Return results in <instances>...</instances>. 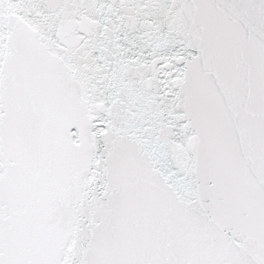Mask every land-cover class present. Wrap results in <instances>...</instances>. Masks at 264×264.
I'll return each instance as SVG.
<instances>
[{
	"label": "snow or ice",
	"instance_id": "6c2138e0",
	"mask_svg": "<svg viewBox=\"0 0 264 264\" xmlns=\"http://www.w3.org/2000/svg\"><path fill=\"white\" fill-rule=\"evenodd\" d=\"M0 264H264V0H0Z\"/></svg>",
	"mask_w": 264,
	"mask_h": 264
}]
</instances>
